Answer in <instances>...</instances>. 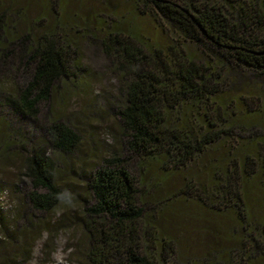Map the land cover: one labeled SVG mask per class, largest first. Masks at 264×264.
Returning <instances> with one entry per match:
<instances>
[{"label": "trees", "instance_id": "16d2710c", "mask_svg": "<svg viewBox=\"0 0 264 264\" xmlns=\"http://www.w3.org/2000/svg\"><path fill=\"white\" fill-rule=\"evenodd\" d=\"M127 1L136 14L166 26L169 39L145 47L147 38L133 39L122 15L112 22L101 13L105 51L120 59L124 76L116 114L130 157L108 156L89 177L92 202L83 207L82 220L87 263L261 264L264 0ZM56 2L49 1L51 13ZM22 16L0 11V108L8 109L0 115V163L20 156L30 182L25 199L35 211L51 212L66 200L52 155L71 153L80 136L57 119L35 126L55 82L71 76L67 45L60 42L66 37L53 28L29 38L18 29ZM29 125L41 130L39 139L27 132ZM176 177L182 179L177 190H160ZM253 191L261 216L249 203ZM185 203L197 209L195 216L179 210ZM225 218L232 225L224 226ZM189 219L204 221L201 245L208 235L219 234L218 240L200 252L182 249L187 227H194ZM14 223L16 237L33 232L24 213ZM11 259L14 264L10 253L3 257L5 264Z\"/></svg>", "mask_w": 264, "mask_h": 264}, {"label": "rangeland", "instance_id": "374dc122", "mask_svg": "<svg viewBox=\"0 0 264 264\" xmlns=\"http://www.w3.org/2000/svg\"><path fill=\"white\" fill-rule=\"evenodd\" d=\"M49 1L52 0H0V11L22 13L18 29L21 34L28 32L29 38L46 34L53 28L66 37V41L60 42L67 45V69L71 76L55 82L48 102L40 105L39 125L35 128L57 119L72 127L79 134L80 142L69 154L52 155L56 165L55 181L66 200L51 212L35 211L25 199L30 182L21 168L20 156L0 163V264H5L3 257L9 253L16 259L14 264H88L85 257L87 239L82 229L83 207L92 202L87 182L104 158L111 155L130 157L123 145L125 137L116 114V107L123 99L124 76L118 68L120 59L111 51L109 55L105 51L108 28L101 17L107 14L116 22L122 15L125 19L122 26L129 27L128 33L133 39L136 35L148 39L145 47L150 46V40L164 45L169 39L168 33L163 31H167L166 26L159 27L153 17L136 14L132 2L127 0H57L52 13L48 9ZM189 48L197 52V47ZM0 109L3 110L0 115L8 110ZM10 118L15 126L21 127L20 118L11 114ZM32 128L29 125L27 132H33L39 139L41 130L33 131ZM134 165L135 162L131 166ZM181 183L182 179L176 177L160 190L173 188L175 191ZM254 194L253 191L249 203L253 213L261 216ZM180 209L194 216L197 214V209L188 203L181 204ZM21 213L34 224L28 228L33 231L29 237V232L16 237L14 220ZM189 220L194 227H187L182 249L200 252L204 243L218 240L219 234L208 235L201 245L205 232L201 235L199 230L201 223L208 219ZM226 222L231 224L225 218L222 224L226 227ZM10 235L17 238L16 243L9 240ZM10 264H13L12 259Z\"/></svg>", "mask_w": 264, "mask_h": 264}]
</instances>
